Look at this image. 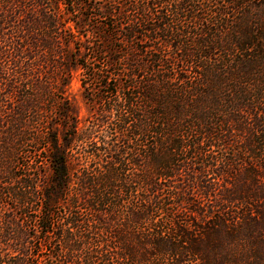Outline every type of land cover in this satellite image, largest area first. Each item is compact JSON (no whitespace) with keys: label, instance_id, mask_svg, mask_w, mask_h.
I'll return each instance as SVG.
<instances>
[{"label":"trees","instance_id":"1","mask_svg":"<svg viewBox=\"0 0 264 264\" xmlns=\"http://www.w3.org/2000/svg\"><path fill=\"white\" fill-rule=\"evenodd\" d=\"M0 264H264V0H0Z\"/></svg>","mask_w":264,"mask_h":264},{"label":"rangeland","instance_id":"2","mask_svg":"<svg viewBox=\"0 0 264 264\" xmlns=\"http://www.w3.org/2000/svg\"><path fill=\"white\" fill-rule=\"evenodd\" d=\"M65 96L71 104L72 113L81 121V124H88V121L93 115V109L90 102L84 96L81 87L79 68L73 70L72 77L66 88Z\"/></svg>","mask_w":264,"mask_h":264}]
</instances>
